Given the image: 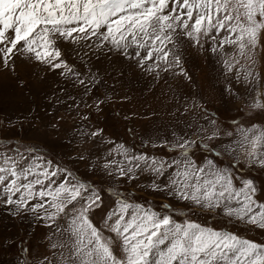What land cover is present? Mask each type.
I'll list each match as a JSON object with an SVG mask.
<instances>
[{"label":"rangeland","instance_id":"1","mask_svg":"<svg viewBox=\"0 0 264 264\" xmlns=\"http://www.w3.org/2000/svg\"><path fill=\"white\" fill-rule=\"evenodd\" d=\"M100 44L97 37L57 41L71 71L52 69L19 53L12 68L0 65V153L39 155L94 188L101 202L90 218L101 227L120 193L130 203L170 215L177 223L190 221L264 244V229L153 187L169 184L178 170L175 162L184 158L178 145L190 142V159L198 165L212 159L221 169H229L237 188L252 180L255 198L264 203V167L251 164L237 145L244 130L264 129V109L254 107L264 104V33L255 62L249 65L253 76L248 81L223 66L235 49L213 53L210 49L217 41L210 37L201 39L203 47L186 39L180 44L186 75L180 68L164 71L162 63L156 68L155 60L142 68L136 58ZM121 145L130 156L163 162V174L143 163L140 168L129 165L118 151ZM111 161L133 166L134 171L121 177L116 164L103 167ZM43 215V210H18L0 198V264H61L67 251L58 245L65 237L49 226L50 221L37 218ZM58 223L64 226L63 220Z\"/></svg>","mask_w":264,"mask_h":264},{"label":"snow or ice","instance_id":"2","mask_svg":"<svg viewBox=\"0 0 264 264\" xmlns=\"http://www.w3.org/2000/svg\"><path fill=\"white\" fill-rule=\"evenodd\" d=\"M262 33L264 0H0V65L5 69L13 67L19 53L52 69L71 71L57 41L77 43L97 37L98 46L110 44L126 57L136 58L142 68L146 61L155 60L156 68L162 63L164 71L180 68V74L186 75L178 54L180 44L186 39L203 47L201 39L210 37L217 41L210 49L213 53L235 49L223 66L237 79L242 76L248 81ZM254 107L264 109V104ZM241 135L237 145L245 158L264 167V129L244 130ZM178 146L184 156L175 162L178 170L169 184L154 185V190L169 191L203 208L222 209L228 217L264 229V203L255 198L252 180L237 188L229 169H221L212 159L198 165L187 155L190 142ZM118 151L135 168L143 163L162 175L166 167L142 155L130 156L122 145ZM113 164L121 177L134 171L133 166L116 161L103 167L111 169ZM57 177L62 179L58 182ZM0 198L18 210H43L37 218L50 221L49 226L65 237L58 245L67 251L61 264H264V244L190 221L177 223L170 215L130 203L120 193H116V208L101 227L90 218L92 209L100 207L98 192L39 155L0 153ZM34 200L38 202L32 204ZM58 220H63L62 228Z\"/></svg>","mask_w":264,"mask_h":264}]
</instances>
